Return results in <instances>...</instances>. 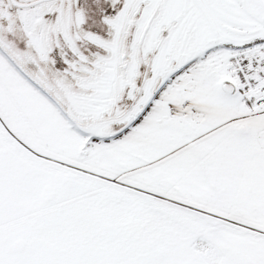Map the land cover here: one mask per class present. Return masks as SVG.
<instances>
[{"label": "snow or ice", "instance_id": "snow-or-ice-1", "mask_svg": "<svg viewBox=\"0 0 264 264\" xmlns=\"http://www.w3.org/2000/svg\"><path fill=\"white\" fill-rule=\"evenodd\" d=\"M0 264H264V0H0Z\"/></svg>", "mask_w": 264, "mask_h": 264}]
</instances>
